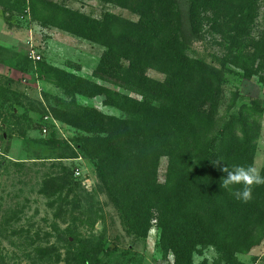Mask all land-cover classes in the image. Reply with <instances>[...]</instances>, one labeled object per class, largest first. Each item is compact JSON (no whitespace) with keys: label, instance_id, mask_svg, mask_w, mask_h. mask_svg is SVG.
<instances>
[{"label":"rangeland","instance_id":"rangeland-1","mask_svg":"<svg viewBox=\"0 0 264 264\" xmlns=\"http://www.w3.org/2000/svg\"><path fill=\"white\" fill-rule=\"evenodd\" d=\"M137 1L0 0V152L4 155L0 156V259L3 264H187L180 261L174 246L164 238L160 214L166 194L160 198L154 193L158 200L152 194L148 198L151 200H146L147 194L138 191V196L131 197L133 188L138 190L136 177H141L140 172L133 175L126 171L127 164L134 167V159L117 160L120 168L114 170V179L102 180L98 163L87 157L81 147L82 140L93 135L58 118L57 102L59 99L66 102L75 116L81 114V109H94L119 118L125 114L107 105L104 94L90 96L91 92H99L87 86L81 87L84 95L70 94V90L77 89L60 87L56 72L44 70V66L55 68L96 87L141 100L140 95L96 75L106 51L104 46L63 28L76 16L101 22L107 15H115L137 22L144 4L136 3L141 6L138 11L128 7ZM168 1H174L180 12L187 53L220 69L224 77L218 116L222 122L238 113L243 105L252 107L251 101L262 107L260 135L252 163L261 173L264 170V0H254L253 8L245 12L244 18L233 6L225 10V16L221 10L214 15L210 0ZM154 4L152 11L156 9ZM232 18L246 29L228 32L236 27L231 23ZM32 43L41 56L37 63L28 56ZM149 76L162 79L152 71ZM148 160L147 173H152L148 181L156 179L158 186H166L169 158H158L156 175L150 171L155 161ZM130 175L133 176L128 178ZM240 241L247 247V241ZM190 264H264V234L245 253L229 254L211 245H199Z\"/></svg>","mask_w":264,"mask_h":264},{"label":"trees","instance_id":"trees-1","mask_svg":"<svg viewBox=\"0 0 264 264\" xmlns=\"http://www.w3.org/2000/svg\"><path fill=\"white\" fill-rule=\"evenodd\" d=\"M138 2L144 4V9L137 22L115 15H107L101 22L76 16L63 28L104 46L106 51L96 75L140 95L141 100L44 66V70L56 72L60 87L77 89L70 90V94L84 95L81 87L87 86L99 92H91L90 96L104 94L107 105L125 114L119 118L94 109H81V114L75 116L69 105L59 99L57 116L93 135L83 139L81 147L87 157L98 163L102 180L114 179V170L120 168L117 160L134 159V167L127 164L126 171L133 175L140 172L141 177H136L138 190L133 188L131 197L138 196V191L147 194L146 200H151L148 199L151 194L157 200V195L162 198L166 194L160 221L164 222L166 242L174 246L172 249L181 262L190 264L199 245H211L229 254L245 253L264 234V185L253 188L250 202L238 201L221 188V177L226 174L211 162L222 159L229 168L253 163L263 109L251 101L252 107L243 105L238 113L222 122L218 116L224 77L220 69L187 53L175 2L138 0L128 7L138 11L141 8ZM153 3L155 11H152ZM209 5L214 15L221 10L225 16V10L233 6L244 18L245 12L253 8L254 0H210ZM193 18L192 24L195 14ZM231 23L236 27L228 32L246 29L234 18ZM150 71L162 79L150 77ZM161 156L169 158L164 187L158 186L156 179L149 182L152 173L148 174L146 169L148 159H153L150 171L156 175ZM240 240L247 241V247ZM0 264H3L1 259Z\"/></svg>","mask_w":264,"mask_h":264},{"label":"clouds","instance_id":"clouds-1","mask_svg":"<svg viewBox=\"0 0 264 264\" xmlns=\"http://www.w3.org/2000/svg\"><path fill=\"white\" fill-rule=\"evenodd\" d=\"M211 163L218 171L226 174L221 177V188L231 192L238 201L250 202L253 198V188L264 185V175H261L255 164L229 168L222 159Z\"/></svg>","mask_w":264,"mask_h":264},{"label":"built area","instance_id":"built-area-1","mask_svg":"<svg viewBox=\"0 0 264 264\" xmlns=\"http://www.w3.org/2000/svg\"><path fill=\"white\" fill-rule=\"evenodd\" d=\"M28 56L34 63L41 61V56L37 54L33 43L29 47ZM44 132H46V130ZM0 156H4V155L0 152ZM78 175H79V171L76 172V176Z\"/></svg>","mask_w":264,"mask_h":264},{"label":"crops","instance_id":"crops-1","mask_svg":"<svg viewBox=\"0 0 264 264\" xmlns=\"http://www.w3.org/2000/svg\"><path fill=\"white\" fill-rule=\"evenodd\" d=\"M1 16H2V12H1V9H0V19H2V17H1Z\"/></svg>","mask_w":264,"mask_h":264}]
</instances>
